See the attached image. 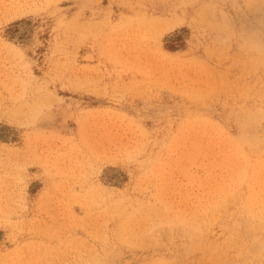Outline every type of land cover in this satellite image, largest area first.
I'll return each mask as SVG.
<instances>
[{
  "label": "rangeland",
  "instance_id": "obj_1",
  "mask_svg": "<svg viewBox=\"0 0 264 264\" xmlns=\"http://www.w3.org/2000/svg\"><path fill=\"white\" fill-rule=\"evenodd\" d=\"M264 0H0V264H264Z\"/></svg>",
  "mask_w": 264,
  "mask_h": 264
},
{
  "label": "clouds",
  "instance_id": "obj_2",
  "mask_svg": "<svg viewBox=\"0 0 264 264\" xmlns=\"http://www.w3.org/2000/svg\"><path fill=\"white\" fill-rule=\"evenodd\" d=\"M226 43H234L241 54L247 57L264 59V32L229 28Z\"/></svg>",
  "mask_w": 264,
  "mask_h": 264
},
{
  "label": "bare ground",
  "instance_id": "obj_3",
  "mask_svg": "<svg viewBox=\"0 0 264 264\" xmlns=\"http://www.w3.org/2000/svg\"><path fill=\"white\" fill-rule=\"evenodd\" d=\"M6 1V0H5ZM9 1V0H8Z\"/></svg>",
  "mask_w": 264,
  "mask_h": 264
}]
</instances>
